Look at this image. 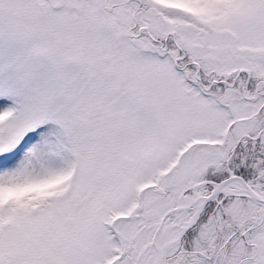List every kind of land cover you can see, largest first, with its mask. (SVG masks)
<instances>
[{
    "label": "snow or ice",
    "instance_id": "1",
    "mask_svg": "<svg viewBox=\"0 0 264 264\" xmlns=\"http://www.w3.org/2000/svg\"><path fill=\"white\" fill-rule=\"evenodd\" d=\"M0 264H264V0H0Z\"/></svg>",
    "mask_w": 264,
    "mask_h": 264
}]
</instances>
